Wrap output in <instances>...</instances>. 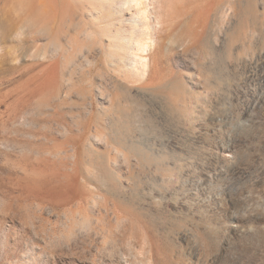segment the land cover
Wrapping results in <instances>:
<instances>
[{
    "label": "rangeland",
    "instance_id": "374dc122",
    "mask_svg": "<svg viewBox=\"0 0 264 264\" xmlns=\"http://www.w3.org/2000/svg\"><path fill=\"white\" fill-rule=\"evenodd\" d=\"M22 1L0 264H264V0Z\"/></svg>",
    "mask_w": 264,
    "mask_h": 264
},
{
    "label": "bare ground",
    "instance_id": "6f19581e",
    "mask_svg": "<svg viewBox=\"0 0 264 264\" xmlns=\"http://www.w3.org/2000/svg\"><path fill=\"white\" fill-rule=\"evenodd\" d=\"M34 1L36 3V0H34ZM23 2L24 1H22V0H0V51H1V55L0 56H3L4 55V47H5L4 44L7 41H9L11 38L13 39V32H15L14 30L16 29V24L19 21V19H21V17L19 18V17L12 16L11 12H13V10H15L16 7L18 9V6L23 5L22 4ZM37 2H38V5H41L43 7V9H42L43 11H49V9L51 8L50 7V5H51V1L50 0H42V1L41 0H38ZM158 6L159 5L156 6L157 7L156 9H158ZM32 8H31V10H32ZM35 9L37 10L38 8H35ZM143 9H145V8H143ZM33 11H35V10H33ZM159 11H157L158 14H160ZM157 18H158V16H157ZM160 24H159V26H160ZM161 27H163L162 24H161V26L158 29L156 28V31L154 32V35L155 36H158L159 33L162 32L161 31V29H162ZM152 34L153 33H150L149 34V37H151ZM140 43L142 44V42H140ZM142 45H144V43ZM139 46H140V44H139ZM148 47H149V45H148ZM149 48H147V49H149ZM4 56H6V55H4ZM42 69H40L41 70V73L39 72L36 75H34L31 79H29V81L26 83L27 87L25 89V91L26 90L27 91L25 92V94H22V95L17 96V98H16L17 102H19V103L24 102V101H26L28 98H30L32 96H37V95L38 96H41L48 89H50L52 87V85L54 84V75H53V72L54 71L53 72L52 71H49L48 68H46L47 70L44 68L45 70H43V71H42ZM45 162H46V160H45ZM28 164H29V162H25L24 161L22 163V167L24 169L28 170ZM46 168H47V166H46ZM34 169H35V167H34ZM37 170L42 171V168H40V166H38V169Z\"/></svg>",
    "mask_w": 264,
    "mask_h": 264
}]
</instances>
